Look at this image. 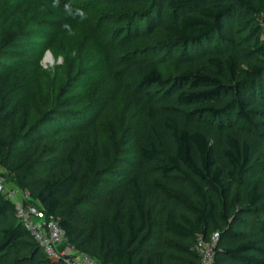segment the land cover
<instances>
[{
    "label": "trees",
    "instance_id": "1",
    "mask_svg": "<svg viewBox=\"0 0 264 264\" xmlns=\"http://www.w3.org/2000/svg\"><path fill=\"white\" fill-rule=\"evenodd\" d=\"M86 2L89 8L123 7L129 16L125 36L146 51L181 46L178 56L163 57L172 75L154 65L142 73L134 69L137 63L121 69L117 83L125 114L135 111L123 139L133 153L126 151L122 164L113 165L97 140L86 151L75 138L43 164L39 179L33 175L35 157L45 134L37 128L12 153L11 137L0 139V166L14 176L12 184L28 190L29 203L58 219L78 251L103 264H198L194 237L213 231L220 235L214 264H264V39L253 20L262 0ZM19 14L16 5L2 11L1 27ZM3 51L0 130L18 119L25 128L33 109L12 97L23 83L19 69L1 61ZM99 102L98 113L106 105ZM85 116L71 118L82 132L89 122ZM124 166L118 214L92 220L91 211L119 185L113 188L104 176ZM154 173L158 177L150 178ZM89 176L98 184H90ZM85 187L84 195L71 199ZM163 235L172 238L167 248ZM0 264H62L43 253L1 195Z\"/></svg>",
    "mask_w": 264,
    "mask_h": 264
},
{
    "label": "rangeland",
    "instance_id": "2",
    "mask_svg": "<svg viewBox=\"0 0 264 264\" xmlns=\"http://www.w3.org/2000/svg\"><path fill=\"white\" fill-rule=\"evenodd\" d=\"M86 1H0V13L13 5L19 7L20 13L5 27L0 25V49L4 50L1 61L19 69L18 81L23 87L16 89L12 97L15 101L27 100L33 109L25 128L18 119L0 130V139L6 134L11 137L7 151L12 153L32 129L43 130L45 138L35 157L33 173L39 179L44 177L43 164L58 158L62 149L75 138L83 140L86 151L91 149V141L97 140L113 165L122 164L126 151L133 153L131 146L123 147V139L135 120V111L125 114L122 89L117 83L121 69L137 63L134 69L142 73L146 67L154 65L171 76V66L163 57H176L181 52V46L170 51L155 47L146 51L125 36L129 16L123 7L101 4L89 8ZM253 20L260 25L264 39V0ZM144 56L150 63L141 61ZM101 96L105 98L103 103L98 101ZM97 102L100 106L106 103L100 113L94 108ZM67 103L70 107L65 110ZM84 114L89 122L82 132L71 118L77 116L81 120ZM50 124L54 126L49 127ZM64 127L67 130L62 129ZM54 129H58L57 132ZM125 171L128 169L124 166L120 172L104 176L113 188L119 185H116L115 195L107 191L102 206L91 211L92 220L118 214L117 198L125 191L120 174ZM0 173L9 186L16 187L12 184L15 182L12 174L1 166ZM157 177V173L150 176ZM88 179L90 184H98L96 178L89 176ZM86 188L75 192L71 199L84 195ZM80 210L86 212L87 208L81 206ZM171 239L163 235V247L167 248L166 243Z\"/></svg>",
    "mask_w": 264,
    "mask_h": 264
},
{
    "label": "built area",
    "instance_id": "3",
    "mask_svg": "<svg viewBox=\"0 0 264 264\" xmlns=\"http://www.w3.org/2000/svg\"><path fill=\"white\" fill-rule=\"evenodd\" d=\"M0 195L13 205L15 217L48 258L60 260L62 264H103L78 251L58 225V219L29 203V193L9 186L1 174ZM219 238L218 231H213L208 236L202 233L195 235L192 248L198 256V264H214Z\"/></svg>",
    "mask_w": 264,
    "mask_h": 264
}]
</instances>
